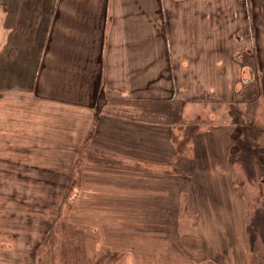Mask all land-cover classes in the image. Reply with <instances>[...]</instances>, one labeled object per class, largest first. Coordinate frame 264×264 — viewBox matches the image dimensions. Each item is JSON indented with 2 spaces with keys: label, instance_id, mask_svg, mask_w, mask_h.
I'll list each match as a JSON object with an SVG mask.
<instances>
[{
  "label": "rangeland",
  "instance_id": "rangeland-1",
  "mask_svg": "<svg viewBox=\"0 0 264 264\" xmlns=\"http://www.w3.org/2000/svg\"><path fill=\"white\" fill-rule=\"evenodd\" d=\"M7 1L17 0L0 7ZM1 23L0 9V93L9 80L3 51L18 58L34 44L24 35L15 45L16 29L27 34L30 23L9 19V34ZM237 36L208 56L222 62L221 76H233L230 100L205 89V65L195 61L189 101L155 100L161 83L130 88L145 101H99L117 119L171 123L181 168L125 162L90 146L92 132L84 141L78 134L99 116L64 110L62 129L40 135L49 128L35 113L6 119L7 101L26 94L0 98V264H264V64L253 49L262 54L264 40ZM204 54L192 51V60Z\"/></svg>",
  "mask_w": 264,
  "mask_h": 264
},
{
  "label": "crops",
  "instance_id": "crops-1",
  "mask_svg": "<svg viewBox=\"0 0 264 264\" xmlns=\"http://www.w3.org/2000/svg\"><path fill=\"white\" fill-rule=\"evenodd\" d=\"M6 5L0 7L6 25L14 17L19 23H30L27 34L24 26L16 29L15 45L24 41V35L34 42L18 58L11 59L7 49L2 53L6 59L2 70L9 80L0 98L27 97L23 102L7 101L6 119L14 121L18 114L25 122L32 115L29 112L35 113L40 125L49 128L40 135H47L62 129L64 110L84 113L91 120L99 116L78 134L86 133L83 141L91 131L90 146L104 154L131 163H161L164 168L184 165L172 139L174 126L132 123L100 108L96 111L99 93L105 103L121 96L145 101L150 98L135 95L130 88H157L161 83L162 92L155 100L189 101L184 96L190 94L193 82L192 63L200 61L205 65V89L215 100H230L234 78L221 76L222 62L208 63V56L215 48L223 50L238 41L237 35L243 41L264 40V0H17ZM6 25L8 34L13 32ZM197 49L205 54L192 60V51ZM253 49L258 62L264 64L259 45ZM0 117L2 127L5 116ZM102 183L115 184L113 180Z\"/></svg>",
  "mask_w": 264,
  "mask_h": 264
},
{
  "label": "trees",
  "instance_id": "trees-1",
  "mask_svg": "<svg viewBox=\"0 0 264 264\" xmlns=\"http://www.w3.org/2000/svg\"><path fill=\"white\" fill-rule=\"evenodd\" d=\"M103 98H104V97H103V95H102L101 92H100V94L98 95V98H97L96 111H98L99 108H100V106L102 105V104H100L99 101H101V99H103Z\"/></svg>",
  "mask_w": 264,
  "mask_h": 264
}]
</instances>
